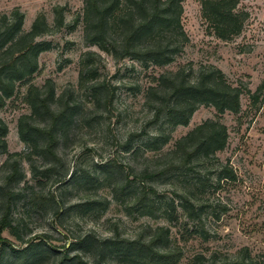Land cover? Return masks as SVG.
<instances>
[{
  "label": "rangeland",
  "instance_id": "rangeland-1",
  "mask_svg": "<svg viewBox=\"0 0 264 264\" xmlns=\"http://www.w3.org/2000/svg\"><path fill=\"white\" fill-rule=\"evenodd\" d=\"M181 3V23L187 40L170 63L157 66L129 57L115 58L88 44L81 20L84 0H0V14L19 9L24 17V30L30 28L38 13L45 16L50 30L37 39L48 41L50 47L38 55V67L31 82L42 86L51 80L56 94L63 92L62 100L75 102L79 109L76 121L57 148L60 162L56 172L65 174L61 181L57 182L53 173L33 178L28 163L22 161L24 178L10 184L13 190L25 184L35 185L36 191L62 204L60 213L50 204L27 213L18 203L14 213L15 218L24 220V238L47 233L57 246L86 233L96 238L134 240L144 237L150 227L162 225L169 229L170 243L182 248L179 264H190L197 254L206 258L214 252L220 257L235 256L243 248L248 249L255 264H264V86L257 91L264 81V0L238 3L237 9L247 11L248 17L241 33L231 40H221L207 30L201 0ZM58 10L64 19L61 27L55 26ZM87 50H94L100 56L94 58L95 71L80 78ZM203 66L220 69L231 84L245 90L240 97V110L220 115L228 131L226 146L214 157L199 161L192 170L176 169L158 174L165 166L162 153L177 138L205 119L218 115L212 106L200 105L187 125L172 127L163 118L151 122L154 109L147 99V88L156 84L161 73L182 67L194 78ZM96 80L115 87L109 107H98L89 91L88 86ZM26 88V84L16 87L15 93L0 108V118L7 126L8 152L25 149L18 136V119L29 113ZM256 93L257 98L250 96ZM62 100L54 106H63ZM139 134L134 137L132 148L126 150V141L131 135ZM160 134L168 141L159 150L142 146L143 141ZM6 158V153L0 152V183L8 169ZM103 163L111 167L102 169ZM37 164L41 171V160ZM221 165H228L235 178L218 183L216 176ZM145 168L156 175L152 178L139 175ZM84 172L90 178H78ZM127 176L129 191L118 192L116 187ZM198 177L207 178L203 187L196 184ZM38 178L43 181L42 187L37 184ZM141 182L154 187L161 196L148 213L133 204ZM188 191L203 205L197 220L189 219L180 207L179 196ZM171 200L175 210L169 218L166 203ZM90 201H94L91 206L82 204ZM202 230L205 235L199 233ZM3 235L14 241L6 232ZM70 248L69 244L67 250ZM75 250L73 247L70 253ZM48 256L46 264H51L53 255ZM113 264L130 263L114 259Z\"/></svg>",
  "mask_w": 264,
  "mask_h": 264
},
{
  "label": "trees",
  "instance_id": "trees-1",
  "mask_svg": "<svg viewBox=\"0 0 264 264\" xmlns=\"http://www.w3.org/2000/svg\"><path fill=\"white\" fill-rule=\"evenodd\" d=\"M182 0H84L81 20L84 25V40L115 58L129 57L142 63L163 66L170 63L187 40L181 23L183 12ZM242 0H201V10L206 28L221 40H231L239 35L244 27L248 13L237 9ZM23 14L18 8L9 13L0 14V108L15 92L16 87L26 84V102L29 113L18 119V136L25 145L20 152L7 151V126L0 118V152L7 155V173L0 183V264H46L53 255L51 264H113L114 259L127 261L130 264H179L183 256L182 248L171 244L169 229L165 226L149 228L144 237L134 240L115 239L112 237L96 238L90 233L57 246L47 233L35 238H24V220L15 218V207L18 203L26 212L50 204L55 212L62 211V204L54 197H48L35 190V185H24L13 190L12 182L24 178L21 162L30 167L32 177L56 175L60 182L65 174H59L60 157L57 148L63 137L78 116L75 102L62 100L63 92L57 95L51 80L42 86L31 82L37 70L38 55L50 47V43L38 40V36L48 33L50 25L45 16L38 13L28 30L23 29ZM64 23L61 11H57L55 26ZM100 55L94 50L84 52L80 78L95 71L94 61ZM184 68L174 72L161 73L156 84L147 88V99L154 109L151 122L160 118L170 126L187 125L193 112L200 106H212L217 115L197 124L174 141L173 146L162 153L165 166L158 174L168 170L194 169L199 161L214 157L223 150L227 143L228 131L220 121L225 112L236 113L240 110V97L245 90L231 84L223 72L213 66L200 67L194 78L189 77ZM81 81V80H80ZM264 81L259 85V92ZM98 107H109L112 104L115 87L104 80L93 81L88 86ZM254 99L256 94H250ZM63 106H54L57 101ZM131 135L125 145L132 148L134 137ZM167 137L155 135L142 142L147 150H159L167 142ZM137 148L133 150L135 152ZM41 160L43 168H37ZM102 169L111 165L101 164ZM139 175L153 177L156 173L148 168ZM89 177L87 172L78 178ZM217 181L234 179L235 175L228 165H221ZM90 178V177H89ZM38 186L43 181L38 178ZM206 177H198L196 184L203 187ZM118 192L129 191L128 176L116 187ZM138 194L133 198L134 207L148 213L160 201V194L154 187L141 182ZM180 207L191 220L200 217L203 205H199L188 192L179 196ZM94 201L82 203L91 206ZM164 203V202H163ZM169 218L174 213L173 200L166 203ZM195 231V230H194ZM6 232L14 241L3 235ZM205 235L204 231L199 233ZM38 238L39 240H35ZM69 244L71 248L67 250ZM74 247L76 252L70 253ZM9 253V257L7 254ZM255 259L243 248L239 255L220 257L214 252L210 257L203 254L194 256L190 264H255Z\"/></svg>",
  "mask_w": 264,
  "mask_h": 264
}]
</instances>
